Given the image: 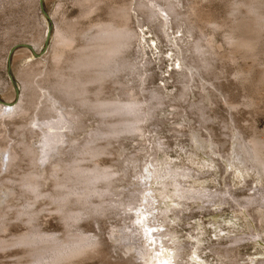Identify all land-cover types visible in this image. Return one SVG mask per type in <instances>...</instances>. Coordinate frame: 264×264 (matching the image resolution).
Returning <instances> with one entry per match:
<instances>
[{
    "label": "rangeland",
    "instance_id": "rangeland-1",
    "mask_svg": "<svg viewBox=\"0 0 264 264\" xmlns=\"http://www.w3.org/2000/svg\"><path fill=\"white\" fill-rule=\"evenodd\" d=\"M76 1L44 0L46 19L39 0H0L1 99L16 92L7 69L13 47L43 39L44 52L34 57V62L39 56H52L53 43L58 40L54 38L51 45L46 35L55 25L66 32L74 28V49H64L65 58H70L77 54L75 49L90 44L100 23L117 7L115 0H100L97 5ZM131 8L129 24L137 40L103 70L109 74L105 80L111 87L105 90L107 99L126 101L127 89H132L141 103L135 117L140 121L139 131L103 136L100 131L105 130L107 121H130L134 116L106 114L79 97L69 98L50 80L37 84L39 76L32 77L35 91H31L29 105L25 103L28 117L5 115V123L0 120V146L14 145L16 150L20 146L22 155L26 146L41 147L42 130L31 125L29 118L56 116L47 98L51 90L68 110L79 114L77 124L81 122L80 129L78 125L73 133L68 132L73 142L64 145V153L57 156H62L59 159L64 166L58 175L70 173L72 162L78 159H84L79 162L83 166L113 174L89 185L77 178L67 182V189L45 181V195L31 208L32 214L0 211V243H16L23 237L36 241L0 248V264H34L39 251H51V244L39 242V234L47 240L66 241L75 240L72 234H77L101 243L96 242L102 253L98 248L99 255L91 252L72 264H142L152 248H146L136 217L154 207L146 214L149 224L162 226L168 247L185 249L177 253L182 260L178 258V264L191 262L188 254L195 249L207 264H264V167L256 157L261 151L264 161V0H135ZM27 55L19 61L11 59L12 77L22 62L30 61ZM50 63V67L54 65ZM126 65L135 67L130 70ZM21 124L27 126L21 128ZM92 147L104 151L93 158L86 152ZM29 156L24 155L20 167L30 168ZM159 165L176 174L178 187L187 191L186 199L181 200L183 207L163 211L154 204L156 196L148 182ZM25 166L21 168L26 170ZM0 167L1 179L6 175L5 167ZM14 169L7 175L16 179L18 171ZM14 189L13 197L0 194V198L21 206L33 197L17 183ZM66 192L72 195L65 212H55L58 204L49 196ZM165 192L178 200L172 197L174 189ZM159 197L163 195L156 200ZM68 210L80 215L77 221L64 219ZM173 235L176 237L171 238ZM195 238L202 240L201 245H196Z\"/></svg>",
    "mask_w": 264,
    "mask_h": 264
},
{
    "label": "bare ground",
    "instance_id": "bare-ground-1",
    "mask_svg": "<svg viewBox=\"0 0 264 264\" xmlns=\"http://www.w3.org/2000/svg\"><path fill=\"white\" fill-rule=\"evenodd\" d=\"M132 1L135 2V0H115L114 3L117 5L115 11L113 12V14H111L109 19L104 21V23L102 24L100 23V29L96 34H94L91 37L90 44L85 47L80 48V50H78V48L75 49V51H77V54L73 56L70 55V58L68 57L65 58L64 49L71 50V47L74 46L73 45L74 39H76L75 35H74L75 37H73V32H72L73 30L75 31L74 28L72 31L66 32L61 29H58L55 25L54 29L53 30L51 29L49 33L46 35L47 41L51 38V45H52L54 38H57L58 40L56 41L55 39V42L53 43L55 45L53 47L51 46L53 48L52 56L49 55L50 56L49 57L48 54H45V55L39 56L38 59L36 58L37 60H34V62H33V58H34L33 53H36L38 56L40 55L39 53L44 52V49H43L44 42L42 43L43 39L37 40L35 42L33 41V45L19 44V45H29L32 48V51L26 48H19L18 50L14 52L12 51L11 53L12 62L16 60L15 58H17L18 61L19 59L25 58L22 55L27 54V53H28L27 56L28 58H30V61L28 62L25 61V62H22V64H20V67L18 68L15 78L12 77L11 72L9 73L8 71V76L9 74H11V78L10 76L9 78L12 80V84L15 86L16 92L14 93V90H13V92L11 93L9 92L7 94H4L2 99L0 98L1 123H5L2 119H6L7 118L6 116L9 117L11 115H16L19 117L21 116V118H23L29 114L28 113L29 108L27 107L25 103H28L31 97V91L33 89L32 79L35 77H37L38 79L40 77L38 79L39 81L37 80L36 83L42 82V84H44L45 82L50 83L51 81L53 82L54 85H56V87L61 88L62 92L66 94L69 98L79 97L81 98V101L91 106H94L99 109L102 108L103 112L106 114L107 113L114 114L117 117H122L124 115L134 116V118L130 121L129 119H117V120L109 121V122L107 121L105 123L106 125L105 130L100 131L103 136L118 135L119 133H122L124 131L126 132V131H131V130L139 131L140 128L138 127V123L140 121L135 119V117H136V114L139 112V109H140L139 106L141 105V103L136 99V95L133 93L132 89H127V92L125 90L128 96V99L126 101L122 102L119 100H112V98L107 99V97H105V92H106L105 90L106 88L109 87V85L106 83L107 81L105 80V78L107 79L109 74H107V72L103 70L105 67H108L111 62L115 63L116 60L114 61V59H116V57H118L119 55L124 54L125 53L124 50L127 49L132 44L133 42L132 40L137 38L136 33L134 32L133 29L130 28V24H129L130 18L132 19V16L130 15V12L133 11V10L131 11ZM100 2H101L100 0H77L76 1L77 4H82V5H84V3H87V4L93 3L97 5V3L100 4ZM43 5H44V0H43ZM118 58L120 59V57ZM50 62H54V65H52L51 67L49 66V64H51ZM126 62H127L126 60L125 62L123 61V63L125 64ZM12 65L10 64V68ZM130 65L129 66L126 65L130 67V70L132 67H135L134 65L132 67ZM93 68L95 70H93ZM109 68H111V66ZM117 68L118 67H116V64H115V71ZM96 69H100V70H96ZM33 80L35 81V79ZM133 80L134 79H132V81ZM105 84L108 86H105ZM114 85H118V82ZM0 86H1V81H0ZM45 86L46 85H44V87ZM119 86L122 87L120 83H119ZM47 87L49 88V86ZM34 88H35V85H34ZM37 88L39 90L41 86ZM110 88H108V90ZM33 91L35 90L33 89ZM41 91L44 92L43 90ZM38 92L40 93V91ZM50 92L51 90L49 92L47 91V98L50 101L51 106L54 107L53 112L56 114V116H53L51 118H46V119H43V118L40 119L38 118V114L34 115L35 113H33L34 116L33 117L30 116L29 118L30 120L29 123L31 125L33 124L42 130V142H41L42 146L37 147L36 149V146L34 145L35 146L34 147L32 145L31 148L26 146V148L24 149V155L26 156L30 155L29 156L30 168L26 169V166L23 165L25 166V169H26V170H23L21 168L23 166L20 167L19 165L20 162L23 163L22 161L24 157V155H22L20 152V146H16V148L19 147L18 149L19 151L14 148V145L10 147L6 145L0 146V162H1L0 166L5 167V170L3 171L5 172V175H6V177H3L0 179V194L4 195L5 198L9 196L13 197L12 195L16 191L14 189V184L17 183L18 186L20 188L22 187L25 192H29L30 194L33 195V197L31 198L29 202L21 206L11 205V203L9 204V202H12V201L6 200L5 198L1 199L2 198L1 197L0 198V211L1 212H3L2 210L4 211L13 210L19 216H29L30 214H32L34 210L32 211L31 208L34 207L35 206L34 204H37L36 202L40 200L42 196L45 195L42 193V190H43L42 183L43 182L45 183V181L47 182L49 180H52L53 183L54 182L56 183L57 187L66 188L67 182H71L72 180H76L77 178H80V180H82L83 183H86L89 185L97 180L107 179L111 175H113L111 172H105V171L102 172L101 170H98V167L96 169V168L86 167V165L85 166L81 165L80 161H83L84 159L74 160L72 162L73 166L69 170L70 173L58 175V172H60L61 170L60 166H63L61 163L63 162L59 159L62 156L58 158L57 156L64 153V150H63L65 148V147L63 148L64 145H69L70 143L73 142V138L70 139V137H68L70 136V134L68 135V132L70 133V131L72 130L74 131V129H77V128L80 129L81 122L80 124H77L80 121L78 113L73 111V109L68 110L67 106L64 104V101L59 96H56ZM68 107L71 108V106H68ZM41 112L42 111H40L39 114ZM3 116H5L6 118L5 117L2 118ZM78 125L79 127L76 128V126ZM83 125L84 124H82L81 127ZM26 126L27 124H21L20 127L24 128ZM73 131L71 133H73ZM22 142L19 144L21 145ZM103 151H104V148L97 149V148L92 147L86 152L91 157L95 158L101 155ZM25 152L28 153V155ZM257 155L258 156L256 157H259V160L262 166L264 167V161L262 159V152L260 151V153H258ZM25 158H28V157H25ZM86 160L87 159H85V161ZM159 166L161 168L159 169L157 168V170L155 169L154 175L149 176L151 180L148 182L150 184V187L148 189L152 191L153 195L156 196V198L158 196L163 195L162 198L159 197L161 198L159 200H156V198L152 195V198L153 199L155 198L154 204L156 203V205H158V207L161 208V210L163 211L169 210L171 206L176 207V208L180 206L183 207L181 200L186 199L184 197V194H186L187 191H184L179 188L180 183L178 184L175 181V177L177 176L176 174L164 168L163 165H159ZM14 167L17 168V169H14V172L15 170L18 172L21 170V172L19 173L18 172L14 173L17 176L16 179H14L15 178L14 175H13L14 178L11 176H9L11 177L9 178L8 177L9 174L7 175V172H10L9 170H11V168L13 169ZM241 172L243 171L241 170ZM166 180H169L168 183H164ZM171 184H173V186L169 187V185L171 186ZM167 189H174L176 191L173 193L174 196L172 197L177 198L178 199L177 201L167 196L165 192ZM71 195H72L71 192H66L60 195H56V196L50 195L49 198L52 199L53 202H57L58 204L55 207L54 211L59 212V213H64L65 212L64 208L69 203V197ZM2 204H5L3 208H1ZM150 204H148V206H150ZM154 204H152L153 205L152 208L155 206ZM146 206L147 205H145V207ZM158 207H156L155 210H157ZM145 210L148 211L147 209ZM150 210H149V213H150ZM146 211L141 212L136 217V219L139 221V224H140V231H141L140 234L143 236L142 238H145L146 248H152L151 249L152 254L149 256L148 254L149 252H148L147 254L149 258L145 257L148 259L144 260L142 264H178L177 263L178 258L181 256L178 257L177 253L179 254L181 250L184 251L185 249L183 250V247H174V248L168 247L163 241L164 239L163 237L165 236V234L163 232V229H161L162 226H151L149 224L150 222L148 221V217L146 216V214H149V213ZM79 216L80 215L76 214L74 211L68 210L65 213L64 219L71 221V222H75L78 220ZM198 226L201 227L202 229L201 223ZM198 229L200 231V228ZM39 235L40 236L36 235L39 238V242L45 243V244L46 243L51 244L52 250L51 251L42 250L41 252L39 251V253H37L38 254L37 257L35 256L36 258H34L35 259L33 261L34 264H54V263L55 264L56 263L65 264V263H70V261L72 264L73 263L72 261L77 260L76 258L78 259L80 257L84 258V256L87 257V255L89 254L92 255L93 253H96V255L97 254L99 255L100 253L103 252V250L100 249L101 245L97 246L100 242L98 243V241H96L98 243L97 244L96 242L91 241L92 239L90 240L82 235L72 234L73 235L72 237H75V240H72V241H66L63 239L47 240V237L43 238L41 234ZM40 237L42 238V240H40ZM175 237L176 236L173 235L171 238H175ZM33 241H34L33 239L31 240L28 237H23L20 240H18L16 243L14 242L12 244L2 241L0 243V248H5L7 246L10 247V245H14V244H19V245H23V244L28 245L31 243L36 244V241L34 242ZM195 242H196V245L199 246L201 245L200 243H202V240L195 238ZM98 248L101 250L100 253H97V251H99ZM197 252H198V249H195L192 253L188 254V258H189L188 260H190L192 263L187 261V264H207L208 263V262H205ZM117 264H120V263H117Z\"/></svg>",
    "mask_w": 264,
    "mask_h": 264
},
{
    "label": "water",
    "instance_id": "water-1",
    "mask_svg": "<svg viewBox=\"0 0 264 264\" xmlns=\"http://www.w3.org/2000/svg\"><path fill=\"white\" fill-rule=\"evenodd\" d=\"M39 2H40V8H41V11H42L43 15L45 16L46 19H49V18H48V15H47V13H46V11L44 10L43 0H39ZM45 46H46V43L44 44V48H45ZM14 48H16V47H13V48L10 50V52H9V54H8V58H7V69H8V71H9V73L11 72V68H10V64H11V53H12V51L14 50ZM17 48H18V49H19V48H26V49H29L30 51H32V48H31L29 45H19V46H17ZM17 48H16V49H17ZM33 56H34V57H37V54H36V53H33ZM9 76H10V78H11V74H9Z\"/></svg>",
    "mask_w": 264,
    "mask_h": 264
}]
</instances>
